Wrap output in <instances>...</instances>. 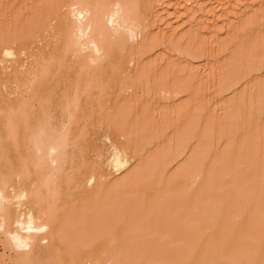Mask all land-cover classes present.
Segmentation results:
<instances>
[{"label": "rangeland", "instance_id": "1", "mask_svg": "<svg viewBox=\"0 0 264 264\" xmlns=\"http://www.w3.org/2000/svg\"><path fill=\"white\" fill-rule=\"evenodd\" d=\"M17 1L10 0L9 6L15 5L8 7L7 13L5 11L6 20L2 15L0 35L5 28L10 32L11 26L19 21L27 23V28L34 25L35 19L32 21V18L39 17L34 11L36 1L41 7V12L40 7L36 8L39 14L52 6L49 3L46 9L48 0L46 4L42 0H24L25 5ZM183 1L188 0H144L145 3L142 0L143 5L140 3L139 8L142 5L147 12L139 9L140 16L143 12L140 19L150 29L141 46L136 48L134 41L131 42L127 54L136 57L145 69L134 78L131 90L119 100L117 107L108 111L105 120L95 117L94 122L87 118L78 128L79 131L80 127L88 126L87 130L84 128L85 135L89 134L88 140L93 136L95 141L94 144L90 139L89 149L84 147L86 160L94 159L91 153L95 154V150L110 148L114 143L121 148L124 142L131 145H128L130 153H136L140 145H146L148 151L142 159L146 166L142 164V170L134 174H127V171L118 176L113 183L117 188L107 191L105 197L112 198L118 206L120 204L115 220L110 219L108 204H97L96 200H88L86 208L79 211L81 193L76 185L71 186V194L72 190L76 194L74 197L73 193L70 199L75 203L70 209L68 205L72 216L69 213L64 215L62 229L65 232L75 229L73 231L77 233L93 231L96 238H92L93 243L96 241L94 251H106L107 240L111 239L118 245V264H143L149 251L159 249L167 255L165 264H184L187 256L195 253L205 261L204 264H231L232 260L245 263L252 259H257L254 264H264V0H197L196 7L202 13ZM50 2L54 4L53 0ZM254 6L259 11L252 16L249 11ZM184 8L196 14V19L200 13L198 20L202 19L199 21L202 28L199 27L198 31L188 28L187 16L175 20L176 11ZM195 10L198 13H194ZM216 12H219L223 25L221 23L215 30L212 26L217 19L213 16ZM16 13L20 17L15 18ZM11 15L14 20L8 19ZM166 20H172L170 27L173 29L180 25L178 36L164 32ZM191 55L200 59H192ZM226 77L237 79L240 86L223 94ZM82 91L86 92V89ZM161 94L174 97L166 103L164 97L167 95L162 97ZM185 130L190 136L184 137ZM181 134L184 135L181 137ZM185 145L195 152L194 159L199 160L198 164L201 163L205 172L195 185L178 169L180 149ZM130 166L131 163L127 164L126 170ZM86 170L81 173L85 175ZM227 171L238 175L231 188L224 186ZM65 188L63 191L67 193L70 187L68 191ZM227 195L231 200L226 201ZM67 196L65 198L69 199ZM243 196L254 203L245 218L241 203ZM104 199L102 202L107 201ZM161 213L167 219L155 231L147 223ZM206 214L218 217L220 228L204 232L198 224ZM176 236L178 243H174ZM247 236H254L252 248L234 249ZM104 238L108 239L105 241ZM132 240L138 241L137 244L130 245ZM222 248L226 250L225 258H215L216 251ZM95 261L94 258L89 264H96Z\"/></svg>", "mask_w": 264, "mask_h": 264}, {"label": "bare ground", "instance_id": "2", "mask_svg": "<svg viewBox=\"0 0 264 264\" xmlns=\"http://www.w3.org/2000/svg\"><path fill=\"white\" fill-rule=\"evenodd\" d=\"M20 1L25 5L24 0ZM42 1L44 4L47 2V0ZM42 1L40 2L44 7ZM196 1L183 2L190 5V8L194 5V10L198 8ZM141 2L142 0H53L54 4H52L48 0L46 9L49 3L52 6H48L50 9L45 13L43 11V14H39V9L36 8L40 6L36 1V5L33 3L36 7L31 6L36 13L38 12L39 15L36 13L35 15L39 17L36 19L29 16L32 21L35 19L34 25L27 28V23L21 24L22 22L17 21L18 24L14 23V26H11L12 31L9 32V29L5 28L4 33L7 35L4 36L3 30L1 31L0 243L3 252L0 254V264H89L94 258L96 264H118V245L111 239L104 238L105 241L108 239L106 251H103L104 249L102 252H99L101 249L94 251L96 241L92 242V238H95L93 231L77 233L72 229L65 232L62 224L66 213L72 216L69 209L75 202L70 198L73 193L75 197L76 192L72 190L71 194L70 190L74 185L81 193L79 211L86 208L88 200H96L97 204L107 203L110 219H117L120 204L118 206L112 198H106L107 191L117 188L113 183L118 176L127 171V174H134L137 170H142V164L143 167L146 166L144 164L146 161L142 162L143 155L145 157L148 151L144 147L146 145L136 147L138 148L136 153L130 150L132 155L134 154L132 156L128 152L130 144L124 142L123 146L121 142V148L114 142L112 143L115 145L110 148L105 147L97 151L93 148L96 152L91 153L94 159L88 161L83 150L84 147L89 149L88 142L90 143L89 140L93 139V136L88 140L89 134L85 135L84 128L87 130L88 126L80 127L81 132L78 133L79 126H82V121L87 118L92 120L101 117L105 120L108 111L117 107L119 100L124 99L131 90L134 78L140 76L145 69L144 64L137 62L136 57L127 54L131 42L134 41L136 48L141 46L142 41L146 39V32L150 29L140 19L143 18L142 11L145 10ZM140 3L142 5L139 8ZM9 4L10 0H0V13H2L0 19L2 15L4 17L5 11L7 13L8 7L15 5L9 6ZM255 6L249 11L252 16L259 11ZM139 9H143L142 17ZM198 10L201 11L199 8ZM190 12L187 8L179 9L176 11L175 20H183L187 16L185 19L188 18L186 20L189 21L188 28H195L198 31L201 27L199 21L202 20H198V16L202 11L197 14V19L196 14ZM196 12L195 10L194 13ZM189 13L191 16L188 15ZM218 13H214L215 15L212 13L214 18H217L215 23H212V29L215 30L222 23ZM14 16L20 17L18 13ZM10 17L9 20H14ZM29 17L26 18L31 21ZM168 21L164 23V32L178 36L180 25L177 24L173 29L170 27L172 20ZM144 25L147 27L143 29ZM190 57L200 59L196 55ZM257 69L261 72L260 68ZM227 78H224L223 94L240 86L237 79ZM83 89H86V92H83ZM168 94L167 97L161 94L166 103H170L174 97ZM109 101L113 102L114 106L110 105ZM187 131L185 130V135L181 134V137L183 135L188 137L190 133L188 134ZM86 142L88 145L85 146ZM93 143L95 144V141ZM180 150L178 169L181 171H178L195 185L202 180L205 172L201 163L198 164L199 160L194 159L195 152L191 151L189 145H185ZM152 158L156 160L153 156ZM129 163L132 166L126 170L125 167ZM84 169H88L86 173L89 171L85 175L81 173ZM237 177V173L227 171L224 177V181H227L224 186L231 188ZM64 188L71 195L64 192ZM97 189L99 191L95 193ZM65 194L68 195L70 202L65 198ZM103 199L107 201L102 202ZM227 200H231L230 195H227ZM241 203L244 215L254 204L245 196L242 197ZM206 215L201 224L196 222L204 232H213L220 228L218 217ZM166 219L167 217L161 213L150 219L147 225H152L156 231ZM250 237L240 240L234 249L252 248L251 239L253 238L254 241V236ZM137 242L132 240L130 245L133 243L135 245ZM174 243H178L177 236L174 237ZM154 251L153 253L149 251L148 256L145 254L147 257V260L143 261L145 264H165L168 261L167 255L161 253L160 249ZM225 252L223 248L218 249L215 258L224 259ZM103 260L104 262L106 260V263H103ZM254 260L245 263L232 260L231 264H254ZM204 263L205 261L196 253L188 255L184 262V264Z\"/></svg>", "mask_w": 264, "mask_h": 264}]
</instances>
